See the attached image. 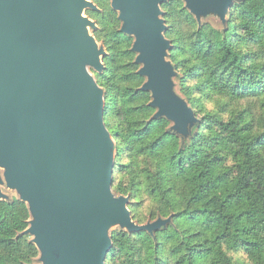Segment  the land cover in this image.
<instances>
[{
	"label": "trees",
	"instance_id": "trees-1",
	"mask_svg": "<svg viewBox=\"0 0 264 264\" xmlns=\"http://www.w3.org/2000/svg\"><path fill=\"white\" fill-rule=\"evenodd\" d=\"M165 6L169 59L198 118L186 139L151 119L131 38L110 9L94 32L106 47L94 75L116 149L112 190L138 224L171 216L153 233L111 231L105 264H264V0L233 4L223 30L198 25L179 0ZM28 219L14 204L11 223Z\"/></svg>",
	"mask_w": 264,
	"mask_h": 264
},
{
	"label": "water",
	"instance_id": "water-1",
	"mask_svg": "<svg viewBox=\"0 0 264 264\" xmlns=\"http://www.w3.org/2000/svg\"><path fill=\"white\" fill-rule=\"evenodd\" d=\"M163 0H111L119 31L133 38L140 89L151 119L165 118L181 139L198 123L178 90ZM198 25L214 16L226 27L243 0H183ZM89 0H0V168L29 213L25 232L40 264H105L110 230L153 233L171 216L136 223L129 197L112 190L116 149L103 119L106 51L85 15ZM3 182L0 177V183Z\"/></svg>",
	"mask_w": 264,
	"mask_h": 264
},
{
	"label": "flooded vegetation",
	"instance_id": "flooded-vegetation-1",
	"mask_svg": "<svg viewBox=\"0 0 264 264\" xmlns=\"http://www.w3.org/2000/svg\"><path fill=\"white\" fill-rule=\"evenodd\" d=\"M89 1L96 6V9L87 8L85 10L86 15L95 21L96 27L98 25V28L94 31L99 29V21L105 16L108 9L113 12L119 22L117 11L111 8V0ZM170 1L163 0L160 6H165ZM0 177L3 180L0 183V264H31L34 258L38 260L39 252L31 242V239H28L29 235L25 232L27 226L17 228V224L11 223L12 207L14 204L22 201L18 199L16 193L5 183L3 169L1 168Z\"/></svg>",
	"mask_w": 264,
	"mask_h": 264
},
{
	"label": "rangeland",
	"instance_id": "rangeland-1",
	"mask_svg": "<svg viewBox=\"0 0 264 264\" xmlns=\"http://www.w3.org/2000/svg\"><path fill=\"white\" fill-rule=\"evenodd\" d=\"M180 1V3H181V6H182V8L183 9H185L187 12H189L186 8H185V4H184V1L183 0H179ZM166 7L167 6H160V8H161V10H162V12H163V18H164V20H165V15H166ZM85 15H86V11H85ZM87 16V15H86ZM193 17V16H192ZM194 18V17H193ZM204 23H207V24H210V25H212V26H214V27H221V25L218 23V20L214 17V16H208V17H206V18H204L203 20H202V24H204ZM165 24L167 25V29H168V23L167 22H165ZM120 25H121V22L119 21L118 22V30H119V28H120ZM98 28V25H97V27L95 28V29H97ZM95 29H90V33L95 37V35H94V30ZM130 37V36H129ZM131 38V44H132V41H133V38L132 37H130ZM95 39L97 40V43H98V45H102L103 46V48H104V50L106 51V47H105V45H104V43L102 42V40H98L96 37H95ZM131 47V46H130ZM134 58H135V53H134ZM102 60H103V57H102ZM134 61V60H133ZM102 63H103V61H102ZM138 65V64H137ZM139 66V65H138ZM90 72L92 73V75H94L95 74V71L93 70V69H90ZM94 77H95V75H94ZM178 90H179V87H178ZM105 92V91H104ZM157 218V217H156ZM155 218V219H156ZM154 220V219H153ZM147 221H152L151 219H147L145 222H147ZM118 228L117 227H112L111 228V230H110V232L111 231H113V230H117ZM28 239H31V236L29 235L28 236ZM31 264H40V262L36 259V258H34V260L31 262Z\"/></svg>",
	"mask_w": 264,
	"mask_h": 264
}]
</instances>
